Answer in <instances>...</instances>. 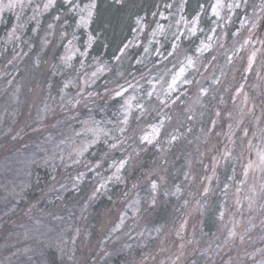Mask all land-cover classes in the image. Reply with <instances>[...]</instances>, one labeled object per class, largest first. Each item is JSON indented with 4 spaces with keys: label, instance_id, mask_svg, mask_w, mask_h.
<instances>
[{
    "label": "trees",
    "instance_id": "obj_1",
    "mask_svg": "<svg viewBox=\"0 0 264 264\" xmlns=\"http://www.w3.org/2000/svg\"><path fill=\"white\" fill-rule=\"evenodd\" d=\"M171 1L173 0H94L96 7L87 26L78 24L76 11L64 15V10L68 6L64 1H60L42 16L37 31H33V23L26 27V34L31 37L30 41L34 44L33 49L29 50L28 59L31 60L37 55L42 56L44 53L40 47L42 28L57 15H61L58 24L64 23L66 32L75 33L80 51L77 57V60L80 59V67H83V64L95 63L96 67H106V70L98 71L99 78L90 83L94 91V96L91 97L92 104L78 103L73 106V102H68L64 105L65 112L60 111L61 107L56 108L52 114L54 116L47 120L46 127L59 124V121L66 120L68 115L73 113H78L77 115L82 118L94 115L100 122L108 119L117 120V115L126 105L124 100L126 95L132 94V90L136 91L135 95H145L148 102L153 99L150 97L148 100L151 89L160 86L159 80L165 76L169 78L172 73L174 74L179 69L176 64L182 58L190 56L195 63L194 67L187 70L186 78L191 83H183L182 89L177 86L179 90L175 92L176 97L172 96V100L166 105L163 126L153 143L140 142L134 132L139 122L137 116L133 115L125 133L118 137V140L122 141L120 145L113 148L105 141L110 140L109 131L106 139H101L94 146V167L98 166L99 170L113 161L119 163L121 158L117 160V157L127 152L129 161L121 171L119 179L116 175L112 176L110 184L99 188V191H97L99 184H94V195L90 192L92 183L89 184L86 180L82 187L80 186V193L74 194V191L71 192L68 188L61 196H54L53 203L46 205L47 199L49 201L51 196L49 194L44 200L43 193L39 194V191L51 184L50 176L53 170L49 171L42 165L38 167L35 181L37 179L39 187L37 189L34 187L28 193L33 203L25 205L20 201L18 207L20 212L15 217L27 218L29 215L42 214L44 206L46 208L54 205L65 209L71 200L76 211L86 210V214L88 213L83 218L79 236L75 240L77 251L70 257L74 260L60 259L56 253L57 249H50L49 255L55 264H259V261H264V191L260 194L259 209L250 208L243 199L237 201L233 199L237 182L244 179L245 168L249 163L245 156L250 151L249 136L258 134L262 129L256 122V110L261 107L264 112V98L256 99L259 107H255L254 119L251 118L249 121L251 123L248 126L249 136L243 135L242 130L246 123L239 126L237 121L244 113L242 105L245 91L249 90L250 102L255 100L252 85H249L251 72L246 75L247 67L242 64L233 74L236 81L227 82V76L232 73V68L228 67V58L231 57V62L233 61L232 57L242 44V40L235 39V32L228 33L223 43L228 49L222 47L216 52H197L199 37H203L204 29L211 24L206 18L210 14L211 0L173 2L172 11L184 1L182 14L192 21L194 17L199 19L195 34L186 38L182 44H178L175 51L170 41L163 42L160 51L158 47L160 43L156 42L152 43L153 50H149L151 45L149 38L145 37L143 42L137 41L138 33V39L141 40V34H147L149 31L147 27L143 29L144 32L141 30L139 32L137 18L148 22L155 11L159 14ZM78 2L83 7L93 3V0ZM262 4L264 7V1ZM10 24L2 26L1 33ZM90 35L94 37L91 41ZM67 39L68 36L64 43ZM62 45L64 44L52 52V55L49 54L54 61L59 59L58 53L62 51ZM122 48L123 53L120 51ZM73 66L66 67L59 73L52 69L46 72V76L43 74L45 77L43 86L52 81L50 86L55 88L62 79L67 82L74 74ZM27 67L29 64L18 69V78L24 75ZM32 70L39 74L43 72L41 69L35 70L33 66ZM206 72L209 73L204 76L203 73ZM123 79L129 88L122 96H116L115 93L124 83ZM217 79L219 83L215 82ZM263 83L260 82L258 85L264 91ZM241 84L245 88L237 94L236 89ZM200 88L208 89L207 94L201 96ZM173 102L178 113L172 118ZM150 109H147L145 119L152 121L157 111L152 112ZM155 117L158 120L160 116ZM168 117L171 119L166 120ZM261 119V124L264 125V118ZM15 129L9 133L8 151L20 148L18 146L28 143L31 137L41 134L36 131L28 134L21 131L14 133ZM116 131L119 132V129ZM232 132H236L233 138L229 137ZM125 135L127 138L121 140ZM172 135L178 139L169 142ZM230 140L232 142H229ZM229 146H232L230 155L225 157L224 153L228 152ZM253 172V167L248 168L246 176H251ZM261 172L264 182V165ZM153 181L157 182L155 193L151 189ZM205 187L209 189L207 193L204 192ZM153 197L155 203L152 202ZM134 205L139 206L140 210L135 212ZM225 206L244 212L245 215L252 212L253 215V220L247 217L240 218L237 235L232 238H228L229 228L224 230L221 226L226 214L221 218L220 213L221 211L224 213ZM124 210L130 218L123 221L121 213ZM254 214H257L256 217ZM136 219L141 225L135 224ZM134 227L136 229L133 231ZM155 231L156 235L142 244V240ZM241 236L243 240L240 239ZM130 237L132 242L136 239L133 243L135 246L126 248L125 240ZM217 254L224 258L215 261L213 256ZM169 256H173V263L169 260L164 261ZM149 257L153 260H148Z\"/></svg>",
    "mask_w": 264,
    "mask_h": 264
},
{
    "label": "rangeland",
    "instance_id": "obj_2",
    "mask_svg": "<svg viewBox=\"0 0 264 264\" xmlns=\"http://www.w3.org/2000/svg\"><path fill=\"white\" fill-rule=\"evenodd\" d=\"M60 1H64L66 6H68L63 14L76 11L78 14V24L84 25L80 23L81 16L87 18L86 6L92 3L81 7L78 0H54V3L47 8L44 5L48 3V0H19L16 7L12 9L5 7L0 11V264H55L54 259L49 255L50 249H57L56 253L60 259H69L71 255L73 256L76 253L75 240L79 236L83 218L88 213L86 214V210L76 211L75 204H73L74 206L71 204L72 200L70 201V205L64 207L66 210L54 205L46 208L44 206L42 214L29 215L27 218L21 216L15 217L20 212V209H18L20 201L25 205L33 203L28 193L34 187L35 189L39 187L37 179L35 181V174L37 175L39 170L38 167L42 165L43 168L49 169V171L53 170L50 176L51 184L49 183L39 191V194L43 193L44 200L50 194L51 201L47 199L46 205L50 202L53 203V197H56V195L61 196L68 188L71 192L74 191V194L80 193L82 184L86 180H88V183L91 182L93 184V186L91 184L90 192L94 195V184H99L98 188H100L101 184L108 186L112 176L116 174V166L119 164L113 161L111 164L105 166L104 169L101 168L99 170L98 166L94 167V146L101 139L105 140L109 131H111L110 140L105 141L109 142L110 147L113 144L116 146L120 145L122 142L118 140L119 135H122V133L119 134L121 132L120 129H127L133 115L137 116L136 118L139 122L134 132L140 142L147 143L142 141L141 137L151 132L152 125H159L160 119H165L166 105L172 100V96L176 97L175 92L179 90L177 86L181 89L183 88V80L188 79L186 78L187 70L192 68L187 67V57L189 56L182 58L176 64V66H179V69L174 74L172 73L169 78L165 76V78L159 80L160 86L157 85L154 90L151 89L153 93L151 97L153 99L148 102L145 100V95H135L136 91L132 90V94L126 95L124 99L126 105L122 107V111L117 115V120L108 119L105 122H100V119H96L94 115L82 118L77 115L78 113H73V115H68L66 120L59 121V124L56 123L46 127L47 120L51 116H54L52 114L56 108L61 107L60 111L65 112L66 106L64 105H67L68 102H73V106H76L78 103L92 104L91 97L94 96V91L90 83L99 78L98 73L95 77L92 76V73L98 72V68L101 67H96L97 63L83 64V67H80V59L77 60L80 51L75 33L66 32L64 23L62 25L61 23L58 24V18L61 15H57V19L50 20L42 28L40 42V47L42 52H44L42 56L39 57L37 55L33 56L31 60L28 59L29 50L33 49L34 44L30 41L31 37L26 34V27L28 24L33 23L32 29L33 31H37L42 16ZM263 1L221 0L223 7L219 9L220 16L217 17L212 12V5L216 4V0H211L210 14L206 17L211 24L204 29V32L201 30L204 35L202 34V38L199 37L200 40L197 45V48L201 47V41L205 44H211V47L206 51L198 53L216 52L224 47L223 43L225 42L226 35L235 32V39H241L242 44H240V47L234 53L235 55L232 57L233 61L228 63V67L232 68V73L227 76V82L230 81L231 83L232 81H236L233 74L236 73L242 64H245L247 67L249 56L255 52L252 68L246 73L247 75L251 72L252 78L249 79V85H252L251 89L253 92H251L254 94L255 100L249 101L251 95H249V90H246L247 103H245L243 97L242 112L244 113L237 123L239 126L246 123L242 131L243 135H245V131H247L248 135V126L251 124L249 121L251 118L254 119V113L257 111L256 122L257 124L259 123L260 129H262L258 134L248 135V141L250 142L248 150L250 151L245 156L247 162L250 160L254 162L252 165L254 172L249 177L245 175L242 181L237 182V189L234 191L233 199L235 201L243 199L247 201L250 208L256 207L257 209L261 206L259 203L260 194L264 191V182L261 175L263 165L260 164L257 156L258 152H264V125L261 124L264 112L263 109H260L261 107L255 111V107H259L258 100L256 99L258 97L264 98V91L258 85L260 82H264ZM0 2L7 4L9 0H0ZM173 2L177 1H171L168 7L161 10L159 14L155 11L148 22L140 19V23L138 24L139 32L140 30L144 32L143 29L147 27L149 31L147 34H141V40L138 39V33L136 39L143 42V40L149 38L151 41L149 50H153L152 43L154 42L160 43L158 46L160 51V45L163 42L170 41L171 44L178 45L182 44L186 38L194 35L191 33L193 27L192 20H189L182 14L184 1L179 3V7H175V11H172L174 8ZM229 4H239V7L229 8ZM11 20L12 24H10ZM8 24H10L9 27L1 33V27ZM198 24L199 19L195 25L196 29ZM158 25L162 27H158ZM67 36L69 39L64 43ZM209 37H211V40L208 39ZM61 44L64 45L61 47L62 51L58 53L59 59L54 61L49 54L52 55V52L59 49ZM224 48L228 49V47ZM66 57H70V59L66 61ZM28 64L29 67H27L24 75L18 78V69L24 65L28 66ZM31 65L35 70L39 71L41 69L43 72H40V74L39 72L35 73ZM72 65L75 67L74 74L72 75L73 78L71 77L67 82L62 79V82L57 83L58 85L55 88H51L50 86L52 81L48 82L47 86H43L46 72L55 69L59 73L64 68ZM181 66H185V72L174 89L169 90L167 87L171 83L173 76L179 73ZM95 67L96 70H94ZM103 70H106V67H103ZM208 73H203V75L207 76ZM124 79L122 82L125 81ZM65 84H67V87H65ZM128 88L124 82L120 90L126 89L127 91ZM165 93H167V96ZM157 94H159L160 99H157ZM149 99L150 97L148 96ZM161 100H165L166 103L162 104ZM137 104H142L143 110L137 108ZM172 104L174 105V113L171 117L178 113L175 110L176 104L174 102ZM126 108L128 109V122L124 124ZM149 108H151L152 112L157 111V115L155 116H160L159 121L155 116H153L154 119L152 121L145 119V117L147 118V109ZM56 112H59V110H56ZM168 119L169 117L166 118V120ZM14 128H16L14 133L21 131L24 134H28L36 131L41 134H38L37 137H31L28 143L18 146L20 148L8 151L10 143L8 138L9 133ZM117 128L119 132L116 131ZM235 133L232 132L229 137L233 138ZM125 138H127V135L121 140H125ZM232 140L229 142H232ZM230 148L232 146H229L228 152ZM119 158H121V161H129L127 152L122 154V156H118L117 160ZM122 170L123 168L117 175L120 176ZM81 174L83 176L77 180L76 178L81 176ZM39 180L42 181L41 178ZM66 182H69V185ZM74 184L76 185L75 187L73 186ZM134 207L135 212L140 210L139 206L134 205ZM224 209V214L226 215H224L221 224L224 230L226 228L230 230L235 227L236 231L241 221L240 218L247 217L249 220H253L252 212L245 215L246 213L228 209L227 206ZM256 215L254 214V217ZM128 218H130V215L127 216L124 210L121 213V219L124 221V219ZM135 224L139 226L141 222L136 219ZM135 229L136 227L133 228V231ZM247 229L249 230L250 228ZM155 235L156 231L155 233H149L142 240V244L147 243L151 239L150 237H154ZM135 240L132 242L131 237L126 238L124 247L135 246L133 244ZM221 258L220 254L213 256L215 261ZM73 260V258L69 259V261ZM148 260H153V258L149 257ZM166 260L173 263V256L164 259V261ZM259 264H264V261H259Z\"/></svg>",
    "mask_w": 264,
    "mask_h": 264
},
{
    "label": "snow or ice",
    "instance_id": "obj_3",
    "mask_svg": "<svg viewBox=\"0 0 264 264\" xmlns=\"http://www.w3.org/2000/svg\"><path fill=\"white\" fill-rule=\"evenodd\" d=\"M18 3H19V0H9V2H8L7 4H3L2 2H0V11H2L3 8H5V7H6V8H9V9H12V8L16 7ZM52 3H54V0H48V3L45 4L44 7L47 8V7H49ZM95 7H96V5H95L94 0H93V3H92L91 5L86 6V8H87V18H85L84 16H81V19H80V23H81V24H84L85 26H87V24H88V23L90 22V20H91V17H92V15H93V9H95ZM222 7H223V5H222V3H221V0H216V4L212 5V12H213V14H215L217 17H219V16H220V11H219V9L222 8ZM228 7H229V8H232V7H239V4H235V5L229 4ZM140 19H141V18H137V23H138V24L140 23ZM197 22H198V17H194V18H193V21H192L193 27H192V29H191V33H192V34H195V31H196V27H195V25L197 24ZM50 27H51V25H50ZM158 27H162V26L158 25ZM93 39H94V37H92V36L90 35V36H89V40L91 41V40H93ZM177 39H179V37H177ZM208 39L211 40V37H209ZM245 43H247V41H245ZM125 47H127V45H126ZM177 47H178V45L173 44V51H175V49H176ZM210 47H211V44H205L203 41H201V47L197 48V52L206 51V50H207L208 48H210ZM120 51L123 53L124 49L122 48ZM171 54H172V53H170V55H171ZM82 55H83V53H82ZM254 58H255V52H253L252 55L249 56V58H248V66H247V68L245 69L246 71L251 70L252 65H253V63H254ZM67 59H70V57H66V58H65L66 61H67ZM116 59H119V57H116ZM228 62L231 63V57L228 58ZM194 66H195V63H194L193 59H192L190 56L187 57V67H194ZM102 70H103V67L101 66L100 68H98L97 71H102ZM184 72H185V66H181L179 73H177L176 75H174L173 78H172L171 83H169V85H168V89H169V90H173V89H174V87L177 85V82H178V81L181 79V77L183 76ZM96 75H97V72H93V73H92V76H93V77H95ZM215 82H216V83H219V80L217 79ZM183 83H185V84H189V83H191V81L185 79V80H183ZM65 87H67V84H65ZM130 87H131V85H130ZM243 88H244V85L241 84V85L236 89V93H237V94H240V93L242 92ZM125 91H126V89H121L120 91H117V92L115 93V95H116V96H122L123 93H124ZM199 91H200V95H201V96H204V95L207 94L208 89H206V88H200ZM152 94H153L152 92H149V93H148V96L151 97ZM165 95L167 96V93H165ZM157 99H160L159 94H157ZM247 99H248V97H247V94L245 93V94H244V100H245V103H247ZM161 103H162V104H163V103H166V101H165V100H161ZM136 107L139 108V109H141V110H143V105H142V104H137ZM127 111H128V109L126 108V109H125L126 114H125L124 121H123L124 124H127V122H128ZM249 111H251V109H249ZM217 115H219L218 112H217ZM213 125H215V121H213ZM162 126H163V120H161V122H160L159 125H152V126H151V129H152L151 132H150V133H146L145 135H143V136L141 137V140H142V141H145V142H147V143H149V144L153 143V141L156 140L157 136L159 135V133H160V128H161ZM120 131H121V133H123V132L125 131V129H124V128H121ZM245 135H247V131H245ZM177 139H178L177 136L172 135V136L170 137L169 142H171V141H175V140H177ZM111 147L115 148L116 145L113 144V145H111ZM229 155H230L229 152H225V153H224V156H225V157H228ZM257 156H258V159H259L260 164H261V165H264V152H258V153H257ZM126 163H127L126 160H122V161H120L119 164L116 166V174H114V175H116V178H117V179L120 178L119 175H117V174L120 172V170H121L122 168H124V166H125ZM253 163H254L253 161H251V160L249 161L247 167L245 168V175H247L248 168H251L252 165H253ZM82 176H83V174H81V176H78L76 179L79 180ZM73 186L75 187L76 185L74 184ZM102 187H104L103 184L100 185V188H102ZM225 187L227 188V185H225ZM151 189H152V192H153V193L156 192V190H157V182H156V181H153V182H152V184H151ZM99 190H100V189L97 188V191H99ZM177 191H179V188H177ZM208 191H209V189H208L207 187H205L204 192L207 193ZM152 202L155 203V198H154V197H153V201H152ZM223 215H224V213H223V211H221V213H220V217L223 218ZM181 228H183V225H181ZM236 235H237V233H236V231H235V227H233L232 229H230V230L228 231V238L235 237ZM240 239L243 240V236H241ZM225 242H227V238H226V241H225Z\"/></svg>",
    "mask_w": 264,
    "mask_h": 264
}]
</instances>
